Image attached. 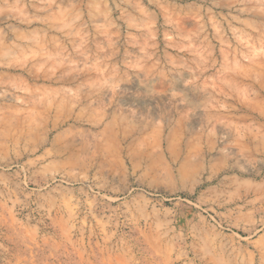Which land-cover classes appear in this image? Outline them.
<instances>
[{
	"label": "rangeland",
	"instance_id": "obj_1",
	"mask_svg": "<svg viewBox=\"0 0 264 264\" xmlns=\"http://www.w3.org/2000/svg\"><path fill=\"white\" fill-rule=\"evenodd\" d=\"M0 264H264V0H0Z\"/></svg>",
	"mask_w": 264,
	"mask_h": 264
}]
</instances>
